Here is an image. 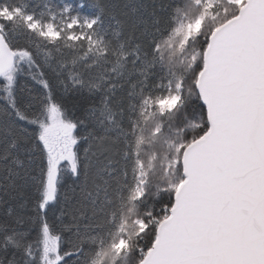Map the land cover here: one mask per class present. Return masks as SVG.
I'll return each instance as SVG.
<instances>
[{
    "label": "snow or ice",
    "instance_id": "1",
    "mask_svg": "<svg viewBox=\"0 0 264 264\" xmlns=\"http://www.w3.org/2000/svg\"><path fill=\"white\" fill-rule=\"evenodd\" d=\"M0 264H264V0H0Z\"/></svg>",
    "mask_w": 264,
    "mask_h": 264
}]
</instances>
